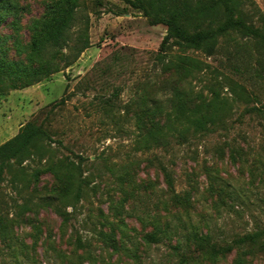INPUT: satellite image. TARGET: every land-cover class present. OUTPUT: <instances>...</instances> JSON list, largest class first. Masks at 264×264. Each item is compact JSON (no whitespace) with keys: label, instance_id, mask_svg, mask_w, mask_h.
<instances>
[{"label":"rangeland","instance_id":"obj_1","mask_svg":"<svg viewBox=\"0 0 264 264\" xmlns=\"http://www.w3.org/2000/svg\"><path fill=\"white\" fill-rule=\"evenodd\" d=\"M208 1L221 5V0ZM244 1L259 24L264 0ZM47 2L0 0L7 57L26 61L30 22L44 13ZM150 18L127 0H76L65 43L55 50L59 70L0 91V144L28 120L45 132L0 174V264H176L181 248L172 246L178 238L191 237L192 225L221 246L264 223L260 113L247 112L245 101H235L225 127L156 144L140 141L145 130L137 114V105L149 99L173 104V86L181 91L179 103L188 114L211 96L217 81L221 95H230L226 83L239 82L255 94L249 104L260 105L264 78L254 71L264 65L261 45L230 31L216 37L212 53L169 40L161 57L156 53L166 25ZM84 39L87 46L71 59ZM63 54L70 63L61 59ZM182 55L193 61L180 64ZM230 145L241 148L247 164L226 158ZM48 164L59 172L80 168L87 184L79 198L72 178H54ZM160 166L172 173L174 192H191L196 202L190 214L168 212L171 191ZM250 168L256 174L252 178ZM221 178L235 185V197L218 198ZM211 183L214 191H209ZM53 192L65 196L43 202ZM54 206L65 210V220ZM166 223L171 231L180 228L177 234L144 239ZM208 250L195 251L182 264H264V250L241 259L234 249L216 257Z\"/></svg>","mask_w":264,"mask_h":264},{"label":"trees","instance_id":"obj_2","mask_svg":"<svg viewBox=\"0 0 264 264\" xmlns=\"http://www.w3.org/2000/svg\"><path fill=\"white\" fill-rule=\"evenodd\" d=\"M127 2L132 7L143 11L145 15L166 25V34L163 36L159 51L156 53L161 57L166 54V43L169 40L186 48L212 53L216 37L218 35L224 36L230 31L243 38H248V40L255 39L261 45L264 53V14H257L256 21L259 24H255L252 20L254 16L248 12L249 9L245 7L244 0H221V5L208 0H127ZM75 4L76 0H49L46 3L44 13L31 20V33L27 43L29 51L26 54L25 62L7 57L4 39L0 34V91L6 88H20L33 84L59 70V58L55 50H60L58 48L65 43V32L74 20ZM222 12L224 16L220 17ZM211 24L215 25L212 26ZM84 40V43L76 47L75 55L71 59L87 46V39ZM47 50L49 55L45 54ZM66 57L65 54L61 55V59L63 58L68 64L70 61L66 60ZM186 58L193 61L186 55H182L178 59L179 63H184ZM166 67L169 68V64H166ZM254 73L257 77L264 78V65ZM20 79L22 82L18 84ZM220 83V81L213 83L215 86L211 89V96L202 102L201 107L194 108L188 114L182 109L183 104L179 103L181 91L175 90L177 89L175 86H173L172 92L174 97L170 98V101L173 100V104L169 107L161 103L158 98L149 99L151 101L149 104L146 102L138 104V126L145 130L140 135V141L156 144L166 140V137L186 140L188 132L206 133L219 126L225 127V116L232 109L231 103L239 100L245 101L244 104L248 105L245 106L247 112L260 113L264 119V100L259 103L260 105H250L249 103L255 97L254 92L247 90L243 84L235 81L226 83L230 95H221L216 88V85L222 86ZM148 118L149 123H147ZM44 135L45 132L39 125L28 120L14 136L1 143L0 174L12 159H21L35 145L34 142ZM228 151L226 158L229 161L247 164V158L241 148L230 145ZM46 167L51 169L49 172L54 178L62 177L65 181L72 178L74 197L79 198L81 196L87 180L85 176H82L79 167L65 168L66 170L63 172L54 171L49 164ZM160 168H162L166 186L171 191L170 200L173 204L170 205L168 212L172 217L190 214L196 202L194 198H191V192L188 190L174 192L172 173L162 166ZM249 175L250 178L256 175L253 168L249 169ZM209 191H214L213 183L210 184ZM234 191L235 185L221 178V183L217 189L218 198L223 200L224 198H231V196L235 197ZM64 196L61 193L53 192L46 194L45 198L42 199L43 202H49L64 198ZM260 201L264 206V196L261 197ZM54 209L64 220L67 218L65 210H61L57 206H54ZM179 229L174 227V230L171 231V225L166 223L163 227H158L154 231L144 234L143 237L148 241H158L161 237L170 238L177 234ZM172 247L178 250L181 248L180 251L175 252L180 256L176 264H182L192 258V253L195 251L207 248H209L210 257H216L219 253L224 254L234 249L238 251V258L241 259L243 255L251 256L255 252L264 250V223L257 224L254 229L237 239H233L229 244L221 246L211 241L208 233L202 234L192 225L191 237L187 236L184 241L178 238Z\"/></svg>","mask_w":264,"mask_h":264}]
</instances>
